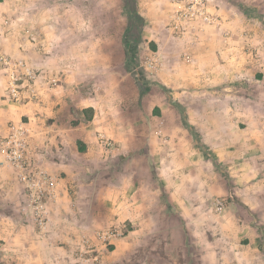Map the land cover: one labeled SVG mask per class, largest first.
I'll use <instances>...</instances> for the list:
<instances>
[{
	"label": "crops",
	"instance_id": "crops-1",
	"mask_svg": "<svg viewBox=\"0 0 264 264\" xmlns=\"http://www.w3.org/2000/svg\"><path fill=\"white\" fill-rule=\"evenodd\" d=\"M75 2L0 0L1 51L41 72L15 101L0 62V139L27 123L61 176L41 229L0 164V264H264V0H210L214 24L103 0L98 32ZM148 53L160 68H139ZM111 226L124 235L81 260L82 232Z\"/></svg>",
	"mask_w": 264,
	"mask_h": 264
},
{
	"label": "built area",
	"instance_id": "built-area-1",
	"mask_svg": "<svg viewBox=\"0 0 264 264\" xmlns=\"http://www.w3.org/2000/svg\"><path fill=\"white\" fill-rule=\"evenodd\" d=\"M178 7L175 15L176 21L182 22L190 18H200L208 24L218 22L216 16L209 10L210 0H172ZM1 36V33H0ZM0 62L8 71V95L12 100L20 101L23 98V85L27 82L29 86L41 77V72L36 67L28 64L24 59L11 58L1 51ZM162 65V60L158 54L148 53L144 56L139 68L156 70ZM51 86H55L58 79L48 80ZM155 135L163 143H169V137L164 134L162 124L155 130ZM107 149H116L113 139L103 135L101 138ZM46 155L42 154L41 147L36 143L31 129L27 123L20 121L10 125L8 134L0 139V164L4 167L12 168L16 171L18 180L26 189V203L21 206V211L37 222L41 229H46L50 221L48 213V203L56 200L58 186L61 176L48 170L45 166ZM226 209V203L221 197L214 198V210L218 215H222ZM124 231L118 226H111L102 229L89 231L85 229L81 236V245L77 256L81 260L94 258L96 246L93 238L102 243L109 244L113 239L122 237Z\"/></svg>",
	"mask_w": 264,
	"mask_h": 264
},
{
	"label": "rangeland",
	"instance_id": "rangeland-1",
	"mask_svg": "<svg viewBox=\"0 0 264 264\" xmlns=\"http://www.w3.org/2000/svg\"><path fill=\"white\" fill-rule=\"evenodd\" d=\"M55 3H53L51 6H49V8H54L56 6V4L58 5V3H56V4ZM73 5L75 6V8L79 9V12H80L81 16L82 15L83 16L84 15H87V12L89 13V15H91L93 17L95 16V27H96L97 32H98L99 29H100V27H101V25H100L101 22H100V19L99 18H101V16L103 15V12L105 11V8L103 9V7H104L103 0H76V2ZM108 6L110 8L111 7L112 8H117L118 7L117 5H115L116 7H114V6H112V4L111 5L108 4ZM110 8H107V9H110ZM117 22H118V19H116L114 21L113 25H112L113 30H114V28L116 30H119L120 24L117 23ZM113 37H114V35H113ZM117 45L118 44H116L115 42H113L112 47L115 48L114 46H117ZM113 58H116V57H113ZM96 88L97 89H100V86H97ZM155 129H156V126H155ZM155 129L153 130V134H154Z\"/></svg>",
	"mask_w": 264,
	"mask_h": 264
}]
</instances>
